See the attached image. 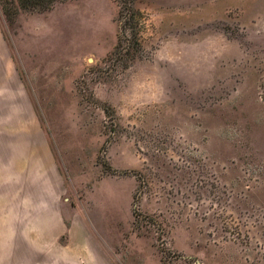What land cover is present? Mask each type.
<instances>
[{
  "label": "rangeland",
  "instance_id": "obj_1",
  "mask_svg": "<svg viewBox=\"0 0 264 264\" xmlns=\"http://www.w3.org/2000/svg\"><path fill=\"white\" fill-rule=\"evenodd\" d=\"M0 28L53 159L51 247L264 264V0H0Z\"/></svg>",
  "mask_w": 264,
  "mask_h": 264
},
{
  "label": "crops",
  "instance_id": "obj_2",
  "mask_svg": "<svg viewBox=\"0 0 264 264\" xmlns=\"http://www.w3.org/2000/svg\"><path fill=\"white\" fill-rule=\"evenodd\" d=\"M51 164L0 28V264L92 261L86 247L50 245L66 230L60 214L53 209L46 214L45 170Z\"/></svg>",
  "mask_w": 264,
  "mask_h": 264
},
{
  "label": "trees",
  "instance_id": "obj_3",
  "mask_svg": "<svg viewBox=\"0 0 264 264\" xmlns=\"http://www.w3.org/2000/svg\"><path fill=\"white\" fill-rule=\"evenodd\" d=\"M59 1H63V0H17V5L18 8L22 11L45 12L48 11L56 2ZM126 11L129 13L128 19H132L134 14L132 7L131 6L127 7ZM132 37L134 39H136L137 37V33L135 30H133L132 32Z\"/></svg>",
  "mask_w": 264,
  "mask_h": 264
}]
</instances>
